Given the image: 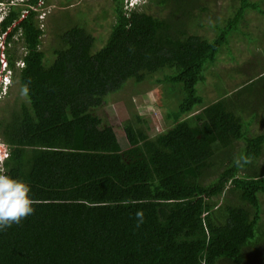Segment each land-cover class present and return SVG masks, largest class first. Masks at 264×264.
<instances>
[{
    "label": "trees",
    "instance_id": "1",
    "mask_svg": "<svg viewBox=\"0 0 264 264\" xmlns=\"http://www.w3.org/2000/svg\"><path fill=\"white\" fill-rule=\"evenodd\" d=\"M48 1L13 5L0 25L8 33L0 66L4 53L28 100L0 118V169L25 182L34 201L32 215L0 230V264H245L244 248L261 239L264 173L242 175L247 159L218 157L243 139L261 155L264 132L250 137L252 121L231 99L241 89L211 101L200 91L229 32L248 9L264 16V8L240 0L210 39L190 29L197 0L180 10L150 0L170 8L166 17L114 0L115 23L99 50L93 33L73 23L48 57L38 9ZM161 72L157 82L172 89L173 123L163 132L151 135L139 114L120 128L95 113L128 81Z\"/></svg>",
    "mask_w": 264,
    "mask_h": 264
},
{
    "label": "rangeland",
    "instance_id": "2",
    "mask_svg": "<svg viewBox=\"0 0 264 264\" xmlns=\"http://www.w3.org/2000/svg\"><path fill=\"white\" fill-rule=\"evenodd\" d=\"M70 4L64 5L62 0H49L41 2L38 8L41 11V27L45 33L41 48L48 57L51 56L52 50L59 43V33L73 23L84 24L96 37V44L93 51L99 50L109 37L113 24L115 23L114 0H64ZM172 1V5L180 10L183 0ZM195 0H185L184 2ZM260 3L264 8V0H252ZM196 2V1H195ZM3 4L1 10H6L7 0L0 1ZM235 4H240V0H197V6L191 11L190 29L196 30L197 34L213 39L217 35L216 25L219 28L225 27L227 20L234 15L237 10ZM44 6V7H43ZM198 7H206L201 10ZM8 10V9H7ZM140 10H144L158 17H166L170 8L161 7L150 0H144V4ZM188 10L190 8L188 7ZM27 11L22 13V16ZM247 17H244L229 32V43L223 46L222 51L218 54L216 63L209 67L206 71V84L202 87L198 83V89L201 87L200 93L206 98L205 100H216L221 95H230V91L241 89L231 99L238 102L242 116L247 124L252 121L251 126L247 129L252 135L264 132V42L260 41L255 28H261L264 23V16L253 9H248ZM258 22L254 24V20ZM16 24V23H15ZM12 28L9 29V32ZM8 33H3L0 37V47H5L4 40ZM18 51H22L21 42L17 46ZM1 53V67H6L7 58ZM8 78L11 80V86L2 85L3 95L0 97V118L6 117L13 109L20 108L22 103H28L25 93L20 85L17 75H13L8 69ZM262 73V74H261ZM163 76V72L155 74L150 80L136 83L132 80L128 81L124 87L117 93L110 94L104 104L95 110L102 119L104 124L123 127L124 119L130 118L137 120L136 114L142 115L146 123L151 126L150 134L155 135L169 128L173 122L167 120L166 115L171 105V100L167 92L172 89L167 88L166 83H158L157 79ZM249 79L254 82L248 86ZM1 80V77H0ZM176 100V95H173ZM177 101V100H176ZM210 103V102H209ZM256 113L258 116L256 117ZM123 147L129 146L125 135L121 136ZM243 139L235 149L225 151L218 158H222V162L226 159L235 162H243L248 160L239 171L242 175H251L255 173H264V147L262 154L254 155L248 153L247 143ZM245 148L238 150L240 148ZM248 153L246 157H243ZM217 199L218 204L225 201L228 192L223 193ZM216 200V199H215ZM239 202V200H234ZM261 202V221L259 225L260 241L255 247H245V264H264V195H260ZM253 259V260H252ZM216 264H230L225 258L219 260Z\"/></svg>",
    "mask_w": 264,
    "mask_h": 264
},
{
    "label": "clouds",
    "instance_id": "3",
    "mask_svg": "<svg viewBox=\"0 0 264 264\" xmlns=\"http://www.w3.org/2000/svg\"><path fill=\"white\" fill-rule=\"evenodd\" d=\"M135 1L136 4L133 8L141 7L144 4V0ZM125 10L127 9L125 8ZM5 65L7 69V62ZM2 95L3 91L0 93V97ZM29 193L30 187L25 182L12 178L3 169H0V230H6L13 224L21 223L23 219L34 213V201Z\"/></svg>",
    "mask_w": 264,
    "mask_h": 264
},
{
    "label": "bare ground",
    "instance_id": "4",
    "mask_svg": "<svg viewBox=\"0 0 264 264\" xmlns=\"http://www.w3.org/2000/svg\"><path fill=\"white\" fill-rule=\"evenodd\" d=\"M30 0H10V2H7V9L6 10H1V7H0V25L1 23L5 20V18L7 17L8 13H9V10H10V7L13 6V5H22V4H26L28 3ZM1 6L3 4H0ZM1 36V34H0ZM5 43V41H4ZM0 77H1V84L4 86V85H8V89L9 87L11 86V80L8 78L7 76V69L6 68H3L0 66Z\"/></svg>",
    "mask_w": 264,
    "mask_h": 264
},
{
    "label": "crops",
    "instance_id": "5",
    "mask_svg": "<svg viewBox=\"0 0 264 264\" xmlns=\"http://www.w3.org/2000/svg\"><path fill=\"white\" fill-rule=\"evenodd\" d=\"M258 22V19L254 20V24ZM255 32L258 33V37H260V41L264 42V23L262 24L261 28H255ZM262 61H264V59H262ZM264 73V72H262ZM261 73V74H262ZM236 89H234L233 91L231 90L229 93H233ZM258 116V113H256V117ZM240 147V146H239Z\"/></svg>",
    "mask_w": 264,
    "mask_h": 264
},
{
    "label": "built area",
    "instance_id": "6",
    "mask_svg": "<svg viewBox=\"0 0 264 264\" xmlns=\"http://www.w3.org/2000/svg\"><path fill=\"white\" fill-rule=\"evenodd\" d=\"M136 1L135 0H125V8L129 11L131 9H133V7L135 6Z\"/></svg>",
    "mask_w": 264,
    "mask_h": 264
}]
</instances>
